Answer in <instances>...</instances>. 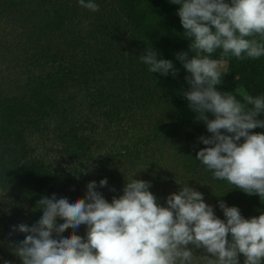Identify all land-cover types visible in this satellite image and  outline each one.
<instances>
[{
    "label": "clouds",
    "instance_id": "clouds-1",
    "mask_svg": "<svg viewBox=\"0 0 264 264\" xmlns=\"http://www.w3.org/2000/svg\"><path fill=\"white\" fill-rule=\"evenodd\" d=\"M170 2L180 5L178 16L192 53L177 54L189 74L190 89L183 96L212 134L200 138L207 147L196 160L214 179L264 201V133L254 132L264 128V119H259L264 95L253 96L242 88L219 90L230 58L264 57V0ZM78 3L92 12L100 10L95 0ZM218 50L219 58H213ZM139 59L152 74H178L173 62L158 59L152 48ZM107 183L99 182L100 187ZM150 187L144 180H126L123 195L111 202L97 191L95 181L74 203L44 196L37 204L40 220L31 227H13V232L25 234L19 244H10L13 254L22 264H240L241 255L243 264H264V214L246 219L238 207L221 200L222 220L188 184L171 194L165 207ZM81 226L87 227L86 239L77 235ZM68 229L72 234L65 237ZM193 249L204 254L197 256Z\"/></svg>",
    "mask_w": 264,
    "mask_h": 264
},
{
    "label": "rangeland",
    "instance_id": "rangeland-1",
    "mask_svg": "<svg viewBox=\"0 0 264 264\" xmlns=\"http://www.w3.org/2000/svg\"><path fill=\"white\" fill-rule=\"evenodd\" d=\"M95 3L98 12L81 7L76 0H0V100L20 95L27 81L40 83L47 75H65L64 86L53 91L52 106L40 127L28 135L27 162L48 166L57 175V199L67 198L70 203L84 198L93 181L111 202L123 195L126 180L135 178L150 182L149 190L166 207L167 198L188 184L226 221L207 178L187 172L184 154L179 153L174 140L156 136L159 123L171 119L168 99L125 82L133 59L125 39L127 25L115 1ZM65 5L73 9L74 18L61 32L45 33L42 20L52 9ZM49 53L57 55V62ZM239 70L238 62L230 58L220 91L227 92ZM72 130L89 141L90 149L80 159L65 152ZM103 179L107 186L100 187ZM37 204H22L15 190L0 187L4 247L12 250L10 244L25 239V234L13 232V227H31L40 220L43 213ZM68 230L65 237L72 234V229ZM86 233V226L77 231L85 239ZM193 250L197 256L204 254L203 249ZM243 260L241 255L240 264Z\"/></svg>",
    "mask_w": 264,
    "mask_h": 264
},
{
    "label": "trees",
    "instance_id": "trees-1",
    "mask_svg": "<svg viewBox=\"0 0 264 264\" xmlns=\"http://www.w3.org/2000/svg\"><path fill=\"white\" fill-rule=\"evenodd\" d=\"M78 2V0H76ZM118 13L127 25L126 43L132 62L124 80L130 86H137L147 93H160L168 99L170 121L159 123L156 136L174 140L179 153L183 152L184 167L187 172L200 178L206 177L208 187L214 197L227 206H236L246 219L264 214V201L259 196H249L235 188L227 181L216 180L212 172L198 160V152L207 147L200 138H210L207 126L197 119V114L189 107V101L183 93L190 89L177 54L190 52V41L184 36L178 10L170 0H114ZM74 18L73 9L60 6L52 9L42 20L45 33H59ZM61 53L59 46L55 47ZM148 48L157 51L158 59L173 62L178 74L171 72L167 76L150 73L148 66L139 59ZM52 51V46H49ZM46 52L43 50V53ZM48 57L57 62V55L49 53ZM219 58V50L213 55ZM234 58V57H233ZM240 67L238 79L232 83L227 92L235 89L246 90L253 96L264 95V57L256 60H236ZM65 75H47L40 83L27 81L20 95L6 96L0 100V187L16 191L17 200L22 204L39 201L42 197H57L59 186L57 175L43 163L27 162V139L30 131L40 127L47 115V108L52 106L53 91L64 86ZM225 81V76L222 82ZM210 119H214L211 113ZM264 119V116L261 118ZM256 133H264V128H257ZM65 152L70 158L80 159L90 149L86 137L78 135L76 130L68 133ZM243 142V141H241ZM223 212V211H222ZM224 214V213H223ZM70 231L64 234L67 236ZM0 233V264L5 261L18 264V256L2 245Z\"/></svg>",
    "mask_w": 264,
    "mask_h": 264
}]
</instances>
